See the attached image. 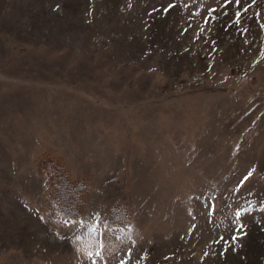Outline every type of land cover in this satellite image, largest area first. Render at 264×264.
I'll return each mask as SVG.
<instances>
[{"label": "rangeland", "instance_id": "1", "mask_svg": "<svg viewBox=\"0 0 264 264\" xmlns=\"http://www.w3.org/2000/svg\"><path fill=\"white\" fill-rule=\"evenodd\" d=\"M0 264H264V0H0Z\"/></svg>", "mask_w": 264, "mask_h": 264}, {"label": "trees", "instance_id": "2", "mask_svg": "<svg viewBox=\"0 0 264 264\" xmlns=\"http://www.w3.org/2000/svg\"><path fill=\"white\" fill-rule=\"evenodd\" d=\"M53 169H55L54 172L51 168V179L53 181V192L50 195L51 204L58 215L68 219L77 214L78 208L82 204L83 193L87 188V184L83 179H70L68 173L59 165H56ZM70 188L72 190H70ZM73 191L74 198H72L71 204L67 205L66 202L63 201L64 195H71Z\"/></svg>", "mask_w": 264, "mask_h": 264}, {"label": "snow or ice", "instance_id": "3", "mask_svg": "<svg viewBox=\"0 0 264 264\" xmlns=\"http://www.w3.org/2000/svg\"><path fill=\"white\" fill-rule=\"evenodd\" d=\"M237 2H238V0H237ZM249 175H251V173H249ZM237 215H240V213L238 212Z\"/></svg>", "mask_w": 264, "mask_h": 264}]
</instances>
